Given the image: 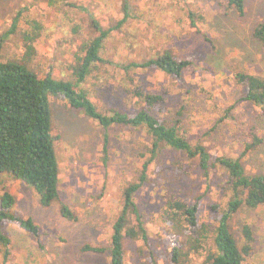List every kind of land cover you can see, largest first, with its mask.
I'll return each instance as SVG.
<instances>
[{"label":"rangeland","instance_id":"rangeland-1","mask_svg":"<svg viewBox=\"0 0 264 264\" xmlns=\"http://www.w3.org/2000/svg\"><path fill=\"white\" fill-rule=\"evenodd\" d=\"M123 1L129 7L127 22L112 31L102 49V57L109 63L100 65L83 85L97 110L133 111L131 79L147 92L168 90L165 117L169 121L179 120L181 131L191 142L204 145L212 156L238 159L242 150L239 140L247 132L243 127L248 106L238 102L242 89L235 84L233 74L264 78V48L252 35L254 27L264 21V0H245L244 16L221 11L213 0H0V61L26 64L41 77L69 80L72 54L79 52L83 41L96 35L92 20L105 29L115 27L124 18ZM190 10L204 17L201 33L189 26L186 12ZM16 17L17 28L12 32ZM36 26L40 33L32 43L33 53L28 55L24 34ZM166 48L191 61L181 79L172 80L155 69L128 74L120 70V64L141 61ZM50 104L60 197L75 220L62 218L56 203L42 208L34 190L2 174L0 197L4 192L11 194L15 199L13 213L31 218L42 234L37 240L18 225L6 223L4 231L12 242L6 264H107V253H83L80 249L84 245L108 246L123 188L135 179L148 156L143 157L148 138L144 132H111V151L104 164L98 123L73 111L61 99L50 97ZM258 123L262 143L240 159L250 174H264V116ZM218 179L213 175V181L206 182L201 172L194 170L186 183L187 190L203 195V220L214 218L210 206L220 202L215 186ZM153 184L144 187L135 201L145 214L149 248L157 264H165L172 243L157 230L154 221L162 199L157 183ZM244 223L254 235L248 263L264 264V206L242 207L233 216L230 226L236 238ZM127 255L128 264L148 261V249L141 242L129 246Z\"/></svg>","mask_w":264,"mask_h":264},{"label":"trees","instance_id":"trees-1","mask_svg":"<svg viewBox=\"0 0 264 264\" xmlns=\"http://www.w3.org/2000/svg\"><path fill=\"white\" fill-rule=\"evenodd\" d=\"M213 1H217L223 12L245 15V0ZM122 10L124 18L115 27L105 29L92 20L96 35L83 41L79 52L72 54L69 80H55L50 75L41 77L29 70L26 64L0 61V176L5 174L34 190L42 208L56 203L62 218L75 220L73 211L60 197L59 163L52 133L50 97L61 99L73 111L98 123L104 164L111 151V132L117 129L144 132L148 138L146 153L141 154L148 156L135 179L123 188L121 207L113 219L108 246L84 245L81 252L107 253V264H128V247L141 242L148 249V261L137 264H157L153 250L149 248L150 234L145 214L135 201L144 187L157 183L156 191L161 196L162 205L154 221L157 230L172 243L165 264H249L254 241L252 230L244 223L236 238L230 223L242 207L256 209L264 206V174H250L240 162L262 143L258 121L264 116V78L243 72L233 74L235 84L242 89L238 102L248 106L247 121L243 127L247 132L242 141L239 140L242 150L238 159L212 156L204 145L191 142L181 131L179 120L169 121L165 117L168 90L147 92L131 79L133 111L111 108L100 113L83 85L100 65L109 63L103 59L102 49L112 31L127 22L129 7L126 1H123ZM186 18L189 26L201 33L200 24L204 22V17L190 10L186 12ZM17 22L16 17L12 32L16 30ZM33 30L24 34L28 55L33 53L32 43L40 33L39 26ZM252 35L264 48V21L254 27ZM201 37L207 40L206 34ZM190 64V60L180 59L173 50L166 48L141 61H128L119 67L127 74L155 69L177 80L181 79ZM194 170L200 171L209 183L213 181V175L219 178L214 184L219 191L220 202L210 206L214 218L203 220L200 209L203 195L186 188ZM210 188L208 184L207 190ZM14 205L13 196L4 192L0 197L1 264L8 262L12 243L4 231L6 223L18 225L37 240L42 235L31 218L13 213ZM38 246L44 249L40 241ZM139 253L142 258L144 252Z\"/></svg>","mask_w":264,"mask_h":264}]
</instances>
